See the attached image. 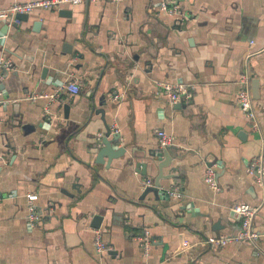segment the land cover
I'll return each instance as SVG.
<instances>
[{"label":"crops","instance_id":"crops-1","mask_svg":"<svg viewBox=\"0 0 264 264\" xmlns=\"http://www.w3.org/2000/svg\"><path fill=\"white\" fill-rule=\"evenodd\" d=\"M29 1L0 0V10ZM176 1V14L162 11V0L37 10L8 32L0 44V63L12 64L0 72V264H264V188L247 171L264 155V0ZM248 70L259 81L260 132L236 105ZM71 82L81 87L76 96L64 89ZM158 83L184 84L193 99L171 105ZM41 93L59 99H28ZM108 128L125 151L99 164ZM158 131L174 139L164 170L173 176L146 194L159 173ZM207 165L218 191L205 182ZM28 195H38L33 225ZM239 204L259 207L257 246H211L240 231Z\"/></svg>","mask_w":264,"mask_h":264},{"label":"built area","instance_id":"built-area-1","mask_svg":"<svg viewBox=\"0 0 264 264\" xmlns=\"http://www.w3.org/2000/svg\"><path fill=\"white\" fill-rule=\"evenodd\" d=\"M122 0H35L25 3H14L11 7L0 10V21L7 22L9 26L18 25L20 21L17 19L18 15H30L37 10L41 11H59L66 7H77L83 4L111 2L119 3ZM160 8L167 13H177V1L176 0H162ZM12 69V64L9 61L2 60L0 63V72L7 73ZM240 91L236 99V105L245 114V117L250 125L252 131L260 132L261 126L258 118L257 107L252 91V77L249 70L246 71L240 79ZM158 93L167 98L171 105H176L183 102H190L193 99L192 90L184 84H166L158 83ZM70 95H78L81 92V87L76 82H71L64 88ZM116 95L114 99H118ZM32 102H36L39 99H47L50 101H56L59 99L58 94H33L28 98ZM48 107L46 112L48 113ZM115 129V128H114ZM160 148L164 149L172 145L173 137L167 135L165 131H158ZM248 174L253 177L255 183L264 188V155H261L257 159L251 161L248 165ZM205 182L214 190L218 191L217 184V171L213 166H206L205 170ZM152 181H147L146 185H152ZM170 195L176 198H180L181 194L178 191L170 192ZM28 219L30 224L37 223L40 219V214L37 212L35 201L38 199V195H28ZM259 207H252L247 204H239L232 208V211L240 222V231L234 236L220 235L215 239H210L208 243L211 246H226L228 244L248 242L257 246L260 234L254 229V220L258 213ZM142 245L145 252L148 253L151 247V241L148 236V232H145L143 238H141ZM95 247L99 254L104 253L107 250V244L103 240L102 234L97 231L95 237Z\"/></svg>","mask_w":264,"mask_h":264},{"label":"water","instance_id":"water-1","mask_svg":"<svg viewBox=\"0 0 264 264\" xmlns=\"http://www.w3.org/2000/svg\"><path fill=\"white\" fill-rule=\"evenodd\" d=\"M62 14L64 16H70L71 12L62 11ZM28 18H29V15H18L17 16V19L20 22L22 21L26 22L28 21ZM4 24H5L4 28H2V30L0 31V44L3 42L8 32L11 29H15L17 27L16 25L9 26L7 22H4ZM1 75L4 76L5 73ZM252 91H253L254 99L258 100L260 98L259 97V81L256 79L252 80ZM69 110H70V106L66 105L65 106L66 117L68 116ZM119 138H120L119 134L117 133L112 134L110 128H108L107 134L101 140V145H100L101 148L98 151L96 163L108 165L110 162H112V160L119 158L123 155L125 149L119 148L115 145V143L119 141ZM157 157L161 158L158 164L159 173L154 183L150 186L145 187L146 194L148 193L158 194L162 188V181L171 179L172 178L171 176H173V175H166L164 173V170L171 166V157L169 155L168 149L167 148L162 149L161 152L157 154ZM106 158L108 159V161H105ZM94 222H95L94 224L95 229H99L102 223V217L96 216L94 218Z\"/></svg>","mask_w":264,"mask_h":264}]
</instances>
